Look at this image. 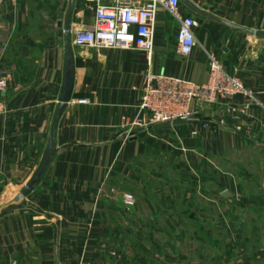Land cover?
<instances>
[{"label":"crops","instance_id":"crops-1","mask_svg":"<svg viewBox=\"0 0 264 264\" xmlns=\"http://www.w3.org/2000/svg\"><path fill=\"white\" fill-rule=\"evenodd\" d=\"M192 1L237 29L226 40L227 27L204 20L194 53L181 57L175 51L178 25L161 10L149 67L140 51L73 46L76 32L95 22L94 5L85 0H7L0 16V69L12 72L13 81L3 96L8 112L0 118V206L21 193L43 160L49 162L25 198L27 206L0 219V264H90L81 244L94 237L90 229L97 221L111 226L116 204L106 196L113 189L144 196L149 164L153 180L167 182L169 205L193 168L224 175L223 165L231 163L237 188L254 173L264 178V38L253 33L264 32V0ZM210 55L252 97L239 95L231 105L193 102L194 119L153 124L140 109L147 71L202 85L209 80ZM70 62L74 88L63 104ZM160 160L169 166L166 177L158 171Z\"/></svg>","mask_w":264,"mask_h":264},{"label":"rangeland","instance_id":"rangeland-1","mask_svg":"<svg viewBox=\"0 0 264 264\" xmlns=\"http://www.w3.org/2000/svg\"><path fill=\"white\" fill-rule=\"evenodd\" d=\"M160 162L158 171L166 177L169 166ZM207 168H193L169 205L167 182L153 180L149 164L143 179L146 194H119L113 189L106 196L116 204L110 212L111 226L97 221L90 229L94 237L81 244V253L90 264H264V178L254 173L237 188L230 176L231 163L223 165L224 175ZM139 203L143 211L137 209ZM99 215L96 212V220L102 218Z\"/></svg>","mask_w":264,"mask_h":264},{"label":"built area","instance_id":"built-area-1","mask_svg":"<svg viewBox=\"0 0 264 264\" xmlns=\"http://www.w3.org/2000/svg\"><path fill=\"white\" fill-rule=\"evenodd\" d=\"M94 5V25L76 32L73 46L98 50H134L147 55L149 67L155 49L157 18L166 11L178 25L176 53L188 57L194 53L199 41L196 29L201 26L199 18L190 13L181 0H85ZM7 0H0V16ZM209 80L199 85L168 74L148 70L144 77L142 111L148 112L153 124H173L190 121L197 111L193 102L205 105L227 104L244 95L252 97L242 80L229 74L215 55H210ZM13 81L9 70L0 69V118L8 112L4 93ZM87 103V100H78ZM246 104L241 112L249 110ZM8 264H22L12 259Z\"/></svg>","mask_w":264,"mask_h":264},{"label":"water","instance_id":"water-1","mask_svg":"<svg viewBox=\"0 0 264 264\" xmlns=\"http://www.w3.org/2000/svg\"><path fill=\"white\" fill-rule=\"evenodd\" d=\"M182 4L192 13H194L202 23L204 20H209L212 22H215L219 25L225 26L228 28L227 34H226V40L229 39V36L232 32V30L237 29V27L224 20L218 15L213 14L207 6H199L192 0H181ZM70 24H71V12L68 13L67 19H66V25L67 30H70ZM255 36L264 38V32L260 30H256L253 32ZM73 88H74V73H73V63L70 62L68 66V70L66 72L64 86L62 89V93L60 96V102L65 104L69 103L72 99L73 94ZM183 121H178L173 124H182ZM49 160H43L41 164L37 167L36 171L34 172L33 176L29 179V181L26 183L25 187L22 189L21 193L14 198L12 201L7 202L0 206V219L7 216L9 211L13 208L26 205L27 202L25 198L28 196V194L34 189V186L38 183L40 178L42 177L45 169L48 166ZM33 209V207H30Z\"/></svg>","mask_w":264,"mask_h":264}]
</instances>
